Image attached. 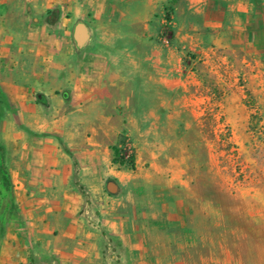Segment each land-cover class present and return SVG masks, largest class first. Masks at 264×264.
I'll return each mask as SVG.
<instances>
[{
	"label": "crops",
	"instance_id": "obj_1",
	"mask_svg": "<svg viewBox=\"0 0 264 264\" xmlns=\"http://www.w3.org/2000/svg\"><path fill=\"white\" fill-rule=\"evenodd\" d=\"M0 2V87L11 107L6 116L18 122V141L9 145L17 208L1 245L8 264L32 257L35 264L179 263V253L160 252L186 245L179 228L156 212L154 200L142 209L148 189L120 192L114 178L121 166L111 163L110 146L124 120L148 123L169 107L170 99L152 89L169 80L147 73L166 11L177 27L174 39L183 42L192 36L179 23L201 17L204 6L224 32L230 5H240L245 18L252 0H53L44 5L53 14L38 17ZM79 21L88 33L81 47L73 38ZM139 142L146 140L132 145ZM142 148L134 150V166ZM108 181L113 192L105 190Z\"/></svg>",
	"mask_w": 264,
	"mask_h": 264
},
{
	"label": "rangeland",
	"instance_id": "obj_2",
	"mask_svg": "<svg viewBox=\"0 0 264 264\" xmlns=\"http://www.w3.org/2000/svg\"><path fill=\"white\" fill-rule=\"evenodd\" d=\"M4 1L7 10L53 14V6L44 12L53 0ZM230 7L224 32L208 5L201 17L191 14L184 26L180 22L181 31L192 36L183 42L174 39L177 27L166 11L153 37L155 67L147 73L169 80L152 88L170 99L169 107L148 123L124 120L116 139L126 159L143 146L137 166L121 165L114 180L120 192L148 189L142 209L154 200L156 212L167 213L172 228H179L186 245L159 249L179 253L177 264H264V5L252 0L245 18L240 5ZM221 22L228 25L224 17ZM9 109L0 87V264L9 263L1 245L17 208L9 145L18 141V122L6 116ZM146 173L144 182L140 176Z\"/></svg>",
	"mask_w": 264,
	"mask_h": 264
},
{
	"label": "water",
	"instance_id": "obj_3",
	"mask_svg": "<svg viewBox=\"0 0 264 264\" xmlns=\"http://www.w3.org/2000/svg\"><path fill=\"white\" fill-rule=\"evenodd\" d=\"M88 36L86 25L83 22H77L73 27V38L75 41V45L77 47H81ZM106 189L109 192H113L115 190L114 183L112 181H108L106 184Z\"/></svg>",
	"mask_w": 264,
	"mask_h": 264
},
{
	"label": "trees",
	"instance_id": "obj_4",
	"mask_svg": "<svg viewBox=\"0 0 264 264\" xmlns=\"http://www.w3.org/2000/svg\"><path fill=\"white\" fill-rule=\"evenodd\" d=\"M111 149V163L116 165H126L130 169L133 168V160L131 157L129 159H126L123 153L121 152V149L117 147L116 143L110 146Z\"/></svg>",
	"mask_w": 264,
	"mask_h": 264
},
{
	"label": "built area",
	"instance_id": "obj_5",
	"mask_svg": "<svg viewBox=\"0 0 264 264\" xmlns=\"http://www.w3.org/2000/svg\"><path fill=\"white\" fill-rule=\"evenodd\" d=\"M162 32H163V34H164V36H163V38H162V39H163V41H167V39H166V38H167V36H166V34H165V33L167 32V28L165 27V28L163 29V31H162Z\"/></svg>",
	"mask_w": 264,
	"mask_h": 264
}]
</instances>
